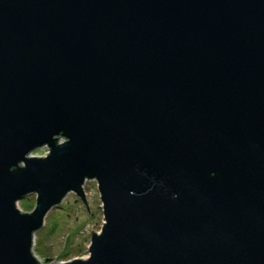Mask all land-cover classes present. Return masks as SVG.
<instances>
[{
  "label": "water",
  "instance_id": "obj_1",
  "mask_svg": "<svg viewBox=\"0 0 264 264\" xmlns=\"http://www.w3.org/2000/svg\"><path fill=\"white\" fill-rule=\"evenodd\" d=\"M85 180L51 264H264V0H0V264Z\"/></svg>",
  "mask_w": 264,
  "mask_h": 264
},
{
  "label": "rangeland",
  "instance_id": "obj_2",
  "mask_svg": "<svg viewBox=\"0 0 264 264\" xmlns=\"http://www.w3.org/2000/svg\"><path fill=\"white\" fill-rule=\"evenodd\" d=\"M47 152V147L42 146L33 150L32 155L45 156ZM83 190L89 213L81 199L69 192L48 211L43 225L34 233L32 250L41 264L88 257L90 232H100L104 219L96 181L85 180ZM35 198V194H28L18 200L17 207L30 212Z\"/></svg>",
  "mask_w": 264,
  "mask_h": 264
}]
</instances>
